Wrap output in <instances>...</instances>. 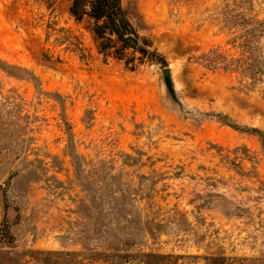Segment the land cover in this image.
Returning a JSON list of instances; mask_svg holds the SVG:
<instances>
[{
	"label": "rangeland",
	"instance_id": "rangeland-1",
	"mask_svg": "<svg viewBox=\"0 0 264 264\" xmlns=\"http://www.w3.org/2000/svg\"><path fill=\"white\" fill-rule=\"evenodd\" d=\"M123 4L166 67L0 0V264H264V0Z\"/></svg>",
	"mask_w": 264,
	"mask_h": 264
},
{
	"label": "trees",
	"instance_id": "trees-1",
	"mask_svg": "<svg viewBox=\"0 0 264 264\" xmlns=\"http://www.w3.org/2000/svg\"><path fill=\"white\" fill-rule=\"evenodd\" d=\"M70 15L76 22H91L102 53L124 61L134 71L146 63L167 66L166 59L141 36L130 21L123 0H70ZM169 90L174 95L170 80ZM251 133H260L249 129Z\"/></svg>",
	"mask_w": 264,
	"mask_h": 264
},
{
	"label": "water",
	"instance_id": "water-1",
	"mask_svg": "<svg viewBox=\"0 0 264 264\" xmlns=\"http://www.w3.org/2000/svg\"><path fill=\"white\" fill-rule=\"evenodd\" d=\"M163 74H164L166 80H168L169 79V76H170V69L169 68H165L163 70Z\"/></svg>",
	"mask_w": 264,
	"mask_h": 264
}]
</instances>
